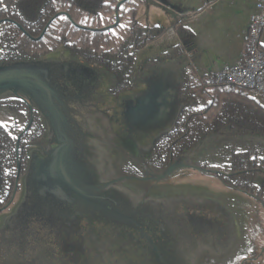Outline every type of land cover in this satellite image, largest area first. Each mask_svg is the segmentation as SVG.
Wrapping results in <instances>:
<instances>
[{"label":"flooded vegetation","instance_id":"af4514ba","mask_svg":"<svg viewBox=\"0 0 264 264\" xmlns=\"http://www.w3.org/2000/svg\"><path fill=\"white\" fill-rule=\"evenodd\" d=\"M23 32L28 33L26 29ZM40 35L30 37L40 39L43 36ZM146 47L136 54L134 72L125 79L123 88L118 86L117 76L103 64L73 55L65 46L41 56L0 57V79L10 73L25 72L37 76L52 91H43L38 97L52 106L61 130L60 134L51 130L38 103L26 94L30 93L29 90L24 93L19 89L16 93L14 89H8L0 93V109L14 111L20 118L19 122L9 125L0 123V128L9 130L16 142L13 165L4 159L0 142V248L6 251L2 254L8 256V263L48 264L50 259L58 257L59 264H65L64 252L70 242L69 235L82 245L87 236L98 240L104 232L110 235L115 230L136 238L145 250L152 251L154 245L155 253L164 256L170 253L177 261L185 256L188 259L200 256V246L213 255L209 263L224 262L238 254L236 248L211 250L206 243L202 244L200 240L196 243V239L189 238H193L195 229H201V225L209 221L199 215L187 219L185 226L181 225L178 216L184 210L191 213L198 210L193 193H182L178 186L170 184L167 195H156L150 189L152 194L137 201L131 197L133 188L121 185L132 182L153 188L171 180L181 170L160 181L150 179L154 174L171 163H187L200 167L188 168L216 176L230 190L248 194L259 202L261 200L254 193L240 186L245 171H253L252 183L264 189V160L259 161L264 146L257 141V138L264 139V134L254 127L239 126L227 120L200 124L192 122V115L185 121L183 110L186 107L194 109L208 105L203 101L196 105L188 73L182 75L178 85L176 118L174 114L165 126L157 125L156 133L148 141L145 139L147 143L138 140L133 127L135 119L127 113V101L154 86L149 76L139 75V68L149 62L150 67L167 64L175 70L172 62L175 46L172 52L161 53L159 58H146ZM74 61L93 70L109 72L114 77L113 84L104 87L91 77V88L83 90L76 79H70V71L64 66ZM52 63L64 65L59 71H53ZM72 76L78 79L76 73ZM173 82L175 86V76ZM58 145H61L65 168L77 188L59 176ZM236 153L245 155L247 162L243 159L241 169L232 170L228 165ZM103 157L107 160L103 161ZM120 166L122 172L119 174L117 167ZM104 182L110 184L101 185ZM5 195L7 198L3 201ZM108 203L112 204L111 207H105ZM106 211L119 215V218L112 221ZM183 227L188 229V238L175 244L173 233L179 229L182 231ZM215 235L214 241L218 243L220 237ZM79 250L76 247L75 252ZM21 251L25 253L19 263ZM42 257L45 258L43 263ZM242 261L246 264L244 259Z\"/></svg>","mask_w":264,"mask_h":264},{"label":"rangeland","instance_id":"374dc122","mask_svg":"<svg viewBox=\"0 0 264 264\" xmlns=\"http://www.w3.org/2000/svg\"><path fill=\"white\" fill-rule=\"evenodd\" d=\"M147 3L158 4L159 6L162 5L164 7L166 6L159 0H147L144 4ZM155 12L157 14L160 13V17L162 18H170V13L167 14L166 10H164L162 7H157ZM138 13L136 15V22L138 24L144 27H150L152 29L156 27L161 30L160 35H158V32H155L154 40L149 42L147 46L165 36V33L169 30L166 25L163 26L158 24L149 26L147 24L141 23L138 19ZM248 29L246 33V39L248 35ZM143 62L144 60L141 61L142 64ZM62 65L64 64L52 63V70L59 71L60 66ZM64 66H66L70 71V79H76L80 83L81 88L85 91L91 88V82L89 81L92 78H94V80H96L99 85L101 84L104 87H109L114 82L113 75L105 70H93L86 66L80 65V62L76 61L66 63ZM139 69H141L139 70V75L149 76L151 78V83H154V86L147 92L144 91L143 93L135 95V97L132 98V101L128 100L127 113H131L135 119V125L133 127L135 128V133L138 136V140L140 142L147 143L151 135H154V133H156L158 130L159 126L157 125L165 126V123L168 122L170 117L172 118L174 114L175 118L177 116V101L169 94L170 91H173V78L175 76V70L167 64L159 68H155L153 66L150 67L149 62H145ZM72 73H76L79 80L77 77H73ZM199 73L204 74L196 70L191 75L190 90L191 93L195 95L194 97L196 100L208 103L210 97L209 95H206L203 90L210 89L212 85L205 84L204 80L200 77V75H198ZM139 79L137 80L138 82H140ZM250 96L253 97L252 95ZM96 119L97 118H94V120ZM19 121V114L16 112L7 109H0L1 124L9 125ZM99 121L100 119L98 122ZM145 139L147 141H145ZM261 148L262 147L260 146V151L262 150ZM259 156H261L259 161L261 160L260 162H262V160H264V152L261 151ZM105 160L107 159L103 157V161ZM117 163L120 164L121 161H117ZM121 168L122 166H120V168L117 167V169H119V174L122 172L120 171ZM170 184L172 186H178L181 192H191L193 193L194 197H196V202L198 204L196 207L198 210H192V213L189 210H184V213L178 216V218L181 219L180 222L182 226H185L187 219L193 217L197 218L199 215L202 218L207 217V219H209V221L205 222L207 224L201 225V229H195V232H193L194 235H192L193 238L189 237L191 240L196 239V243L199 242L197 240H200L202 241V244L203 242L206 243L211 250H215V248L223 249V247L230 249L232 248V250L236 248L238 254L241 253L243 255L242 259H244L246 263L264 264V206L256 198L245 193L230 190L228 186H226L223 181L216 176L208 175L199 170L191 168L183 169L177 172L171 180L164 181L161 184L155 185L153 188L150 186H145L142 183L132 182H124L121 185H126L129 188H133L132 191L134 193L131 195V197L133 196L132 198L137 201H143L142 199L146 198V194L151 193L150 189H152L156 195H167L170 191ZM111 205L112 204L108 203L105 207H111ZM106 213L112 221L116 220V218H119V215H115L109 211H106ZM187 231L188 229L185 230L183 227L182 231L179 229L173 233L174 235L172 239L175 240V244L176 242L181 244L184 242V240H187V235H189L187 234ZM215 234H218L220 237L218 243L217 241H214V237H217ZM210 235H212V238H210ZM68 240L70 242L68 247L65 248L66 251L64 252L66 255L64 261L65 264H230V262L235 259L234 256L227 258L224 262L214 263L211 261V263H209V260L213 255L210 254L207 249L200 246L198 247V253L200 256L194 259H188L185 256L177 261V259L170 253H167L165 256L155 253L156 251L154 245H152V251L145 250L143 246L139 245V242L136 241V238H129L126 233L117 230H115L113 233H110V235L108 232H104L103 236L98 240L96 238H92L91 236H87L84 238L85 244L82 245L79 244V241H73L70 235ZM86 245L90 250L86 247ZM76 247L80 249L78 252H75ZM26 248L27 245H25L24 251H26ZM3 251L6 253L4 249L0 248V264H13L12 262L8 263L9 258L6 254L3 256ZM21 252L22 253H20V256L18 257L19 263H21L20 259L25 253L23 251ZM246 257L253 258L254 260L246 259ZM44 259L45 258L43 257L41 258V263L44 262ZM49 262L53 264L61 263L58 257L50 259ZM49 262L48 264H51ZM238 262H240V260H238ZM15 264H17V262Z\"/></svg>","mask_w":264,"mask_h":264},{"label":"trees","instance_id":"16d2710c","mask_svg":"<svg viewBox=\"0 0 264 264\" xmlns=\"http://www.w3.org/2000/svg\"><path fill=\"white\" fill-rule=\"evenodd\" d=\"M119 1L0 0V57L41 56L65 46L73 55L103 64L117 76L118 86L123 88L125 79L134 72L136 54L154 40L155 32L161 34V30L156 27L152 29L136 22L139 8L147 0H127L122 4L119 9L120 22L112 29L94 31L80 28L75 26L69 17L59 15L40 39L30 37L39 36L48 21L61 11L69 13L84 27L100 28L114 23ZM14 21L21 24L28 33H24ZM203 92L209 95L210 102L205 108L186 107L183 110L185 121L192 115V122L200 124L227 120L239 126L254 127L264 134V107L251 97L246 89L234 85H219ZM195 101L196 105L201 102ZM0 142L4 159L9 160L10 165L15 164V136L11 135L9 130L1 129ZM241 155L236 153L232 156L228 165L232 170L241 169L243 159L247 162L246 156ZM253 175V171H245L240 186L264 202V189L252 183ZM249 186L255 189L248 188ZM6 198L7 195L3 201Z\"/></svg>","mask_w":264,"mask_h":264},{"label":"crops","instance_id":"0c3cea01","mask_svg":"<svg viewBox=\"0 0 264 264\" xmlns=\"http://www.w3.org/2000/svg\"><path fill=\"white\" fill-rule=\"evenodd\" d=\"M159 1L166 5L169 19L155 12L157 7L164 6L152 3L140 8L138 19L149 26L166 25L169 29L164 37L148 45L144 52L146 58H159L161 53L172 52L175 46L172 59L175 86L169 94L176 99L178 107V85L183 74L191 76L196 70L208 74L243 61L249 18L256 10L258 0ZM260 44L264 51V31ZM255 99L264 107V99ZM222 138L226 140L227 137ZM262 140L257 138L258 143L264 146ZM242 257V254H237L234 260L231 258L230 264H243Z\"/></svg>","mask_w":264,"mask_h":264},{"label":"water","instance_id":"95a60500","mask_svg":"<svg viewBox=\"0 0 264 264\" xmlns=\"http://www.w3.org/2000/svg\"><path fill=\"white\" fill-rule=\"evenodd\" d=\"M127 0H120L117 5H116V21L113 24L101 27V28H89V27H84L79 25L71 16L69 13L67 12H58L53 18H51L49 20V22L47 23L44 31L41 33L40 36H42L47 27L51 24V22L54 20V18L56 16L59 15H66L67 17L70 18V20L72 21V23L80 28H88L94 31H104V30H108V29H112L114 27H116L119 22H120V17H119V9L120 6L122 4H124ZM164 10H166V13L168 14V9H165V7H162ZM18 26L25 31V29L18 24ZM38 38V37H37ZM36 38V39H37ZM89 66H92V64L90 63ZM8 76H3V78L0 79V93H2L3 91L5 92L8 89H14V91L17 93V91L20 89L22 91H24V93H26L28 90L30 91L27 92L26 94L30 95L31 99H34L38 105L40 106L41 110H42V115L46 118V120L49 123V126L51 128L52 131H54L56 134H60L61 130H60V120L57 117V115L55 114L52 106L49 104V102L45 101V100H41L39 99V95H41V92L43 91H50L52 93L51 90L48 89V87H46L43 82L40 81V79L37 76H30V75H26L25 72H18V73H10L7 74ZM36 95H35V94ZM28 95V96H29ZM57 143L60 144V139H57ZM58 168H59V176L62 177L63 179L67 180L71 186H73L74 188H77L78 185H76V183L74 182V180L70 177V175L68 174L66 168H65V164H64V159H63V155H62V151H61V145H58ZM188 167H195L197 169H199L200 167L196 166V165H191V164H187V163H171L169 164L167 167L161 169L158 173L154 174L150 179H153L155 181H160L163 179H166L168 177H170L171 175H173L174 173H176L179 170H182L184 168H188ZM36 180V178H35ZM37 182V180H36ZM110 183L104 182L101 185H108ZM37 185V184H36ZM85 187H90V185H86ZM262 205L264 206V202L261 201Z\"/></svg>","mask_w":264,"mask_h":264},{"label":"built area","instance_id":"2783aa9c","mask_svg":"<svg viewBox=\"0 0 264 264\" xmlns=\"http://www.w3.org/2000/svg\"><path fill=\"white\" fill-rule=\"evenodd\" d=\"M263 31L264 0H258L256 10L249 19L243 62L215 73H199L205 84H233L245 88L254 98L264 99V51L260 44Z\"/></svg>","mask_w":264,"mask_h":264}]
</instances>
